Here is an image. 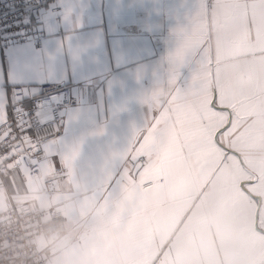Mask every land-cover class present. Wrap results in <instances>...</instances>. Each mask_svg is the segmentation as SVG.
Segmentation results:
<instances>
[{
	"label": "crops",
	"instance_id": "0c3cea01",
	"mask_svg": "<svg viewBox=\"0 0 264 264\" xmlns=\"http://www.w3.org/2000/svg\"><path fill=\"white\" fill-rule=\"evenodd\" d=\"M197 10L198 0H47L37 21L42 49L27 42L0 50V113L13 84L28 95L43 82L68 84L79 101L64 111L56 139L61 155L79 145L78 157H41L57 192L23 168L0 187V212L27 201L58 213L42 220L34 241L44 264H247L250 212L223 171L143 188L131 162L112 156L143 125V99L166 84L177 30L190 28ZM194 67L181 69L180 87Z\"/></svg>",
	"mask_w": 264,
	"mask_h": 264
},
{
	"label": "snow or ice",
	"instance_id": "6c2138e0",
	"mask_svg": "<svg viewBox=\"0 0 264 264\" xmlns=\"http://www.w3.org/2000/svg\"><path fill=\"white\" fill-rule=\"evenodd\" d=\"M177 31L167 82L144 97V123L113 159L130 161L141 183L165 179L171 188L195 173L223 171L250 212L247 264H264V0H198L190 28ZM189 63L191 80L180 87ZM42 153L76 159L79 145L61 155L56 140L0 113V155L37 162Z\"/></svg>",
	"mask_w": 264,
	"mask_h": 264
},
{
	"label": "built area",
	"instance_id": "2783aa9c",
	"mask_svg": "<svg viewBox=\"0 0 264 264\" xmlns=\"http://www.w3.org/2000/svg\"><path fill=\"white\" fill-rule=\"evenodd\" d=\"M47 0H0V50L10 45L31 42L42 49L44 30L37 24ZM59 10V7H55ZM12 102L7 115L10 123L30 124L31 132L41 140H56L64 134L63 113L79 101L68 84L43 82L36 94L28 95L22 84L11 86ZM43 153L29 155H0V187L6 175L25 169L35 179L43 178V190L57 192L54 177H44L41 169ZM59 170H57V173ZM123 183L129 186L124 180ZM153 181L142 184L152 186ZM57 212L34 208L27 201L10 204L0 212V264H44L34 241L42 232V220ZM82 246V245H81Z\"/></svg>",
	"mask_w": 264,
	"mask_h": 264
},
{
	"label": "rangeland",
	"instance_id": "374dc122",
	"mask_svg": "<svg viewBox=\"0 0 264 264\" xmlns=\"http://www.w3.org/2000/svg\"><path fill=\"white\" fill-rule=\"evenodd\" d=\"M153 184H154V182H153ZM153 184H152V186H153ZM151 187V186H150Z\"/></svg>",
	"mask_w": 264,
	"mask_h": 264
}]
</instances>
